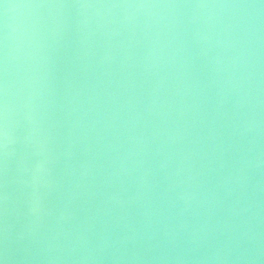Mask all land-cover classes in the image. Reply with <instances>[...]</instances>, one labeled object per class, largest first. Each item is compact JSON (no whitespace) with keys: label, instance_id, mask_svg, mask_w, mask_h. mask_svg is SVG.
Wrapping results in <instances>:
<instances>
[{"label":"clouds","instance_id":"1","mask_svg":"<svg viewBox=\"0 0 264 264\" xmlns=\"http://www.w3.org/2000/svg\"><path fill=\"white\" fill-rule=\"evenodd\" d=\"M0 264H264V0H0Z\"/></svg>","mask_w":264,"mask_h":264}]
</instances>
